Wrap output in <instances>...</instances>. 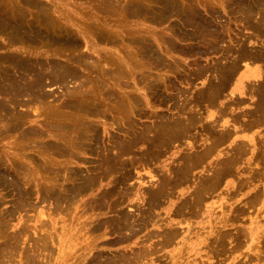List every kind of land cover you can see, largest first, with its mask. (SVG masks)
Here are the masks:
<instances>
[{
  "label": "bare ground",
  "instance_id": "6f19581e",
  "mask_svg": "<svg viewBox=\"0 0 264 264\" xmlns=\"http://www.w3.org/2000/svg\"><path fill=\"white\" fill-rule=\"evenodd\" d=\"M85 1L152 26L125 30L128 48L107 53L95 42L113 39L108 24H81L68 0H0V264H177L175 256L189 244L196 249L197 239L208 251L205 261L214 254L224 263L245 238L256 247L264 231L230 227L262 200L264 186L215 226L207 201L222 186L224 194H237L264 177V0ZM181 56L206 63L195 60L189 69ZM198 79L203 87L194 91L178 86L196 88ZM52 86L64 90L59 104L52 105ZM157 103L175 114L150 110ZM14 134L19 141L2 142ZM89 155L100 169L94 175L80 168L92 162ZM105 179L97 197L92 189ZM179 185L188 195L176 205ZM2 191L14 196L10 209ZM203 207L209 230L193 242L189 217ZM97 210L115 214L98 217ZM150 226L156 229L143 241L161 238L140 253L131 247L136 254L116 252L103 262L93 255L107 233L128 230L117 242L129 241ZM170 246L175 256L158 255ZM262 249L244 264L262 261Z\"/></svg>",
  "mask_w": 264,
  "mask_h": 264
},
{
  "label": "rangeland",
  "instance_id": "374dc122",
  "mask_svg": "<svg viewBox=\"0 0 264 264\" xmlns=\"http://www.w3.org/2000/svg\"><path fill=\"white\" fill-rule=\"evenodd\" d=\"M110 1H112V3H113V1H114V3H116L117 1H115V0H110ZM119 2H120V0H118ZM124 1H128V0H121V2H124ZM84 2H86L85 0H68V6L70 7V10H71V13H72V15L74 16V19H76L78 22H80L81 24L83 23V24H85V22H91V23H93V22H95V23H101L102 21H105L108 25H107V29L109 30V32H111V31H113V33H114V37H115V39H114V37L112 36V43H111V45H109L110 44V42L111 41H109V43L108 44H105V42H99V43H97V42H95V45L96 46H98V47H101L102 49H104L107 53H110L111 51H118L117 49L119 48L117 45H120V46H122V45H124L125 46V48H128V43H125V40L128 38V31H130V30H132L133 29V26H134V28H136L137 27V25H139V27L141 26H143V27H148V26H152L149 22H147L146 20L144 21V20H141V19H139V20H137V19H130V18H128V14H126V13H124V14H126L125 16H124V14H123V12H121L122 14H123V16H122V14H121V16H120V11L119 12H113V11H111V12H113V13H111L110 11V14H109V12H106V11H104V10H101L102 12H104V13H102L100 10H98V11H100L101 13H102V15H101V13H98V11L94 8V5H89L87 2L86 3H84ZM79 8V9H78ZM89 11V13H87ZM86 12V13H85ZM106 12V13H105ZM115 13V14H114ZM119 13V16L118 15H116V14H118ZM79 14V15H78ZM87 14V15H86ZM89 14V15H88ZM110 15V17H109V15ZM113 16H112V15ZM86 15V16H85ZM96 17L95 19H93V17L94 16ZM106 15V16H105ZM87 16L88 17H90L91 16V18H87ZM105 16V17H104ZM117 18H116V17ZM123 17H127L126 19H123ZM109 19V20H108ZM114 19V20H113ZM115 19H117V20H115ZM118 19H119V21H118ZM124 20V21H123ZM114 23V24H113ZM132 25V26H131ZM125 27V28H122V27ZM120 27V28H119ZM155 28H157V29H164L165 27H164V25L163 26H157V27H155ZM72 29L74 30L75 28H73L72 27ZM121 29H123V30H121ZM127 29H128V31H127ZM127 31V33H126V31ZM123 31H125V33L123 32ZM165 31H167V30H165ZM168 32V31H167ZM113 33H109V34H113ZM116 36H117V38H116ZM90 43H91V40L89 39V38H86ZM121 41H119V40ZM125 39V40H124ZM114 40V41H113ZM119 42H118V41ZM124 40V41H123ZM126 41H128V40H126ZM83 42V41H82ZM114 42V43H113ZM93 43V42H92ZM102 43V44H101ZM105 45H104V44ZM116 43V44H115ZM113 44H115V45H113ZM122 44V45H121ZM81 45H83L82 47H83V49H86V47H85V42H83ZM127 46V47H126ZM123 47V46H122ZM124 48V47H123ZM113 49V50H112ZM87 51V52H86ZM84 50L83 52H86V53H89V54H91L90 56H93L94 58H96L95 56V54L94 53H92L91 51H88V50ZM115 53V52H114ZM196 57L197 56H181V61H183V63L186 65V67L187 68H194V67H196L195 65H194V62H195V60H197L196 62L198 63V64H205L206 63V59L203 57V58H201V59H196ZM94 58L93 59H91L92 61L94 60ZM64 60V59H63ZM200 60V61H199ZM194 61V62H193ZM127 63H128V60H127ZM190 63H192V64H190ZM187 68H185V70L187 69ZM206 78L205 77H203V80H205ZM194 84H197L196 85V88L195 87H190V86H188V85H186V84H184V83H181V84H179L178 86H180L181 87V89H188V88H191V90L190 91H194L195 89H197V88H200V87H203V85H202V79H198L197 81H195L194 82ZM127 88V87H126ZM127 90H128V88H127ZM48 92H50L51 94H53V98H52V100H53V102H52V105L53 104H59L60 102H61V100L62 99H64V97H63V95H62V92L64 93V90L63 91H61L60 89H58V87L57 86H52V87H48ZM56 101V102H55ZM159 104L157 103L156 104V106H154L153 107V109H150V110H156L157 112H159V113H162L163 115H166L167 114V116H168V114L170 115H172L173 113L175 114V112H171V111H167V105L165 104H163V106L160 104L159 106H158ZM152 121V120H151ZM39 123H42V121H41V119L39 120ZM26 126H28L29 124H25ZM260 129L261 128H258V129H256V131H258L259 133H260ZM264 130V129H263ZM262 134H264V132H262L261 133V135ZM14 137H7V138H5V139H3V141L2 142H4V143H12L13 141H15V142H17V141H19L20 139L17 137V139H16V135L14 134L13 135ZM19 139V140H18ZM17 140V141H16ZM228 144H226L224 147H226ZM227 148V147H226ZM33 148L31 147V149H30V147H28V149H27V153L29 154V157L31 156V157H33V155L35 156L34 158L36 159V158H38V155L37 154H35L34 152H33V150H32ZM31 153V154H30ZM87 158L88 159H90V161H92V162H94V163H90V162H87V164H80V168H81V170L83 169V172L85 173V171H86V169L89 171L90 169L93 171V172H90L91 174H95L96 172L98 173L99 171H100V169L99 168H95V167H93V166H96L97 165V163L94 161L95 160V156H87ZM93 159V160H92ZM89 163V164H88ZM92 166V167H91ZM92 168H94V170H96V171H94ZM201 170V168L200 169H197L195 172H199ZM200 173H202V171L200 172ZM200 173H198V175H200ZM142 174L144 175V180L146 179H148V180H153V179H149V175H148V173H147V171H143L142 172ZM262 176H264V174L262 175ZM232 180H234L235 181V179L234 178H231ZM109 180L110 179H105V180H103L102 181V183L100 184V185H98V186H96V187H94L93 189H92V192H94L95 193V195L98 197V195H99V193L102 191V190H104V189H106L107 188V183L109 182ZM262 180H264V177H262V179H260V181L259 182H257V183H255L256 184V186H251L250 187V189H249V187H243V188H241V190H239V192H238V190H237V194H236V192H235V194H233V196H232V194L230 195V194H228V193H223L222 192V190H224V189H226V188H224V186H222L218 191H216V193L214 194V197L212 198V199H209L208 201H207V204H209V203H212V207H213V218H212V225L213 226H215V225H217L220 221H222L223 219H224V216H225V218L226 219H228V221H230V219H232V218H234L233 216L235 215H232V213H231V211H232V208H234V206L235 205H239V204H242V203H244V201H245V199L248 197V195L250 194V190L251 189H253V188H255V189H257V188H262L263 186H264V181H262ZM236 181H238V180H236ZM235 181V183L237 184V182ZM125 186V188H127L128 187V182H127V184L126 185H124ZM184 187V185H179V187H177L176 188V192H178V194L176 193V197L175 198H173V200L176 202V205L177 204H180V202H182V200H183V198L184 197H186L188 194H185L184 195V192H185V190H182V189H180V188H183ZM264 188V187H263ZM263 188H262V191H263V193H264V190H263ZM192 190V188H189V190H188V192H190ZM1 193H6V191H2ZM8 193V192H7ZM7 193H6V195H7ZM183 193V194H182ZM11 193L9 192V194L7 195V196H9V198L7 197L6 198V203L3 205V208H7V209H10L11 208V206L13 205V204H11V203H13L14 201H13V198L12 197H14L12 194L10 195ZM182 194V195H181ZM230 196V197H228V195ZM89 195V193L83 198V202H86V201H88V200H90L91 199V197L90 196H88ZM233 199H232V198ZM231 199V200H230ZM262 200H258V202H257V204H254V206L253 207H250V209H247V211L244 213V214H246V215H241V216H239L240 217V221L238 220L237 221V223H234V222H230L231 224H232V227H230L231 229H233V228H238V227H242L244 230H246V231H248V233H249V228H251V232H255V231H257V233H261V234H263V231H264V196L262 195V198H261ZM11 201V202H10ZM35 201V200H34ZM82 202V203H83ZM44 204V203H43ZM144 204V203H143ZM128 201H126V204H124V208L126 209V211H128ZM226 206L227 208H228V210H226V209H224L225 210V215H222V212H223V210H222V206ZM10 206V207H9ZM84 205L82 204V207H83ZM146 206V205H145ZM224 206V207H225ZM50 205H46V207L43 209V210H45L46 212H49L50 210ZM42 207H39L38 208V210H40ZM146 208H148V206H146ZM143 209H145L144 207H143ZM203 209H204V207L201 209V211H200V213L199 212H195L194 214H192V216H193V218L192 217H189L190 218V220H192V222H194L193 223V225H194V227L196 228V231L194 230V232L196 233H193L192 234V241L194 242L195 240H196V237L198 238V237H200V236H202V235H206V234H203L202 232H207L208 230H209V227H208V223H203L204 221H203V219H202V212H203ZM231 209V210H230ZM156 211H158V210H156ZM228 211V212H227ZM96 212H99V215H98V217H111L113 214H115V212H111V213H105V211H103V212H100V210H97ZM249 212V213H248ZM24 213V212H23ZM160 213L161 214H163L164 213V210H162V211H160ZM34 214H35V212H31L30 214H28V216H34ZM197 214H198V217H196L197 216ZM24 215V214H23ZM102 215V216H101ZM104 215V216H103ZM196 215V216H195ZM191 216V215H190ZM232 216V217H231ZM174 217V216H173ZM176 219H177V217H175ZM247 218V219H246ZM243 221V222H242ZM13 222L14 223H17L18 222V220L16 219H14L13 220ZM245 222H247V223H245ZM243 223V224H242ZM28 224H30V225H33L34 224V222L33 221H28ZM204 227V230H200V228L199 227H202V226ZM206 227V228H205ZM156 229V227H152V226H150L148 229H146L145 231H142V232H140L136 237H133L131 240H129V241H122V242H117L118 241V237H120V236H122V235H125V234H128V230H124L123 231V234L121 235V233H118V232H110L111 234H109V233H107L105 236H104V238H101V239H99L98 240V242H100V241H102L100 244L101 245H103L104 246V248H101V249H97L96 251H94L93 252V255L94 256H96V258L98 257V261L100 260V261H105L106 260V258H112V257H115V253L116 252H118V255L119 254H124V253H127L128 252V254H136L135 252L137 251V253H140V251L139 250H141V248L142 249H144L145 247H147V246H149V244L151 243V242H154V241H157V239H160L161 237H155V238H153L152 239V241H143V240H145V236H147L146 234L149 232V231H151V230H155ZM158 230H160V229H158ZM157 230V231H158ZM11 231H12V229H11ZM212 232H210V234H211ZM30 235V234H29ZM28 238H29V236L28 237H24V239H26V241L28 240ZM106 238V239H105ZM109 241L110 242V244L108 245H105L104 243H103V241ZM111 240V241H110ZM245 240L247 241H242V244L240 245V250L239 249H236V250H238L237 252H234L233 251V253H231V258H229L228 259V261L227 262H224V263H219L218 261H216V260H218V258L213 254L212 255V257L208 260V261H205V259L203 258L204 257V254L205 253H207L208 251H207V249L205 248V247H203V248H201L200 249V247H202V245H201V243L199 242V239H197V241H196V243H194V246H197V248L196 249H192L191 248V245L189 244V249H187L186 248V250H184L183 251V255H181V254H177V256H175L176 255V248L177 247H175V246H170V247H164V248H162V249H160V252H159V250H158V255L159 256H161V255H168L169 257H173V256H175V259L176 260H178L179 262L177 263V264H183L184 262H186L187 263V261H191V263L190 264H199V261H201V258H203L202 260L203 261H205L203 264H237V262L239 261L240 263L242 262L243 264H244V261L246 260L247 262H251L252 261V258H250V255H253V256H255V254H257V255H259L260 253H261V249H262V247L264 248V246H262L263 244H264V239H258L260 242H261V244H260V242L259 241H255V246L256 247H252V248H249V243H250V240H248L247 238H245ZM263 240V241H262ZM259 242V243H258ZM103 243V244H102ZM263 243V244H262ZM30 244H31V242H30ZM117 244V245H116ZM122 244V245H121ZM246 245V247H245V245ZM244 245V246H243ZM241 246H243V247H241ZM131 247H133V248H131ZM205 248V249H204ZM258 248L260 249V250H258ZM135 251H133V250ZM111 252H110V251ZM235 250V251H236ZM263 250V249H262ZM98 251V252H97ZM103 253H102V252ZM105 251L107 252V253H105ZM182 251V250H181ZM215 251V250H214ZM259 251H260V253H259ZM99 252H101L102 253V255H101V253H99ZM112 252H114V253H112ZM121 252H123V253H121ZM130 252V253H129ZM166 252V253H165ZM248 252V253H247ZM97 253V254H96ZM109 253H111V255L112 256H110V254ZM250 253V254H249ZM99 254V255H98ZM106 254V255H105ZM128 254H125V255H128ZM105 255V256H104ZM118 255H116V256H118ZM203 255V256H202ZM88 256H90V255H88ZM100 256V257H99ZM107 256H109V257H107ZM243 256V257H242ZM247 256H249V257H247ZM237 257V258H236ZM252 257V256H251ZM101 258H103L102 260H101ZM105 258V259H104ZM214 258V259H213ZM245 258H247V259H245ZM250 258V259H249ZM16 260H18V257H16ZM153 260H155L154 258H153ZM250 260V261H249ZM216 262H218V263H216ZM238 262V264H240ZM247 262H245V264H248ZM150 263V261L149 260H140L138 263H134V264H149ZM158 263V262H157ZM258 264H264V259L262 260V261H260Z\"/></svg>",
  "mask_w": 264,
  "mask_h": 264
}]
</instances>
